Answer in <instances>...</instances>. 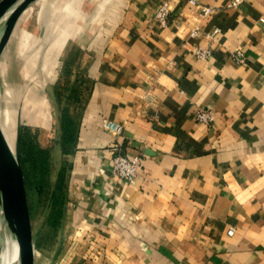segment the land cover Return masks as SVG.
Masks as SVG:
<instances>
[{
    "label": "crops",
    "instance_id": "1",
    "mask_svg": "<svg viewBox=\"0 0 264 264\" xmlns=\"http://www.w3.org/2000/svg\"><path fill=\"white\" fill-rule=\"evenodd\" d=\"M163 1L45 0L0 59L3 78L17 62L25 79L74 81L85 99L74 145L55 140L63 233L56 250L54 233L36 237V264H264V0H200L209 16L172 0L167 26L154 17ZM38 95L24 110L51 129L52 97ZM119 154L142 155L134 183L114 175ZM5 222L0 262L18 264Z\"/></svg>",
    "mask_w": 264,
    "mask_h": 264
},
{
    "label": "rangeland",
    "instance_id": "2",
    "mask_svg": "<svg viewBox=\"0 0 264 264\" xmlns=\"http://www.w3.org/2000/svg\"><path fill=\"white\" fill-rule=\"evenodd\" d=\"M37 2H39V0ZM35 3L31 5L33 6V13L30 19L31 24L32 20L36 19L38 12L40 11L41 3ZM29 16L30 10H26L21 16L22 21L20 22V19L18 21V24L19 22L21 23L18 30H20L22 35H24V33H22L23 29L21 28L23 26L25 27ZM4 23L5 21L0 23V39L2 30L4 31ZM42 33L43 32L41 31L39 36H41ZM13 54L15 58L16 53L13 52ZM26 57L27 56L23 57L25 61ZM21 65L22 64H18L17 62L4 65V67L7 69V76L3 78L0 75V122L2 126H4L6 123L8 124L9 130L5 136L14 150L16 148L17 129L20 126V137L22 134L25 138H27V136H32L34 144L38 148L51 151V165L48 178L44 177V166L38 165L37 167H34L31 161H27L24 165V173L26 178L33 232L40 240L48 234L54 233V245L56 250L58 248L60 236L63 233L62 225H60L59 222H62L64 219L63 216L65 204L63 193L57 189V177L63 165L60 161L61 157L59 156V153L55 151L56 149L54 144L55 140H57V138L59 139L61 122L65 119L78 120L80 118L85 99L82 101H76L75 97L77 94L74 91L76 88L74 81L66 83L64 80L58 79L56 82H54L53 86L50 87L48 86L49 81L45 82L43 79L40 81L37 79L30 80L22 77L19 74ZM56 68L58 69V67ZM39 70L42 75L45 76V73L42 72L43 69L40 68ZM44 76L41 77L43 78ZM29 89H34L41 96L47 94L48 97H52L50 110L53 127L51 129H43L42 127L37 126L35 123L29 121V118L33 116H35L37 119L39 118L35 112H26L24 110V101ZM2 218L3 217L0 216V222ZM5 223L2 227L3 234L6 232L5 228L7 225ZM38 244V247L42 245V243L40 244V241ZM3 246H6V242H3ZM0 264H3V261H1Z\"/></svg>",
    "mask_w": 264,
    "mask_h": 264
},
{
    "label": "water",
    "instance_id": "3",
    "mask_svg": "<svg viewBox=\"0 0 264 264\" xmlns=\"http://www.w3.org/2000/svg\"><path fill=\"white\" fill-rule=\"evenodd\" d=\"M38 0H0V22L6 18L0 40V59L22 14ZM21 127L17 129L15 150L0 122V206L7 230L18 246V264H36L35 240L26 178L20 151Z\"/></svg>",
    "mask_w": 264,
    "mask_h": 264
},
{
    "label": "built area",
    "instance_id": "4",
    "mask_svg": "<svg viewBox=\"0 0 264 264\" xmlns=\"http://www.w3.org/2000/svg\"><path fill=\"white\" fill-rule=\"evenodd\" d=\"M172 0H164L157 12L155 13V19L162 24L163 26H167L170 22V18H171V8H170V4H171ZM192 5H194L196 8H198L201 13L205 16H209L211 14L214 13L215 11V7L214 6H210V5H204L200 2V0H188ZM246 0H228L227 1V8H238L240 7ZM7 18V17H6ZM6 18H4L0 23L4 22L6 20ZM219 30H217L218 32ZM197 55L200 58H207L211 52L210 50H197ZM235 58L237 59V61L239 62H243L245 57L243 55V53L240 50H237L235 52ZM215 113L208 109V108H200L197 110V112L195 113V118L197 121L206 124V125H210L211 123L214 122L215 120ZM104 126L110 130V131H114L117 133H121L122 132V126L119 124H115L109 120L105 121ZM142 161V155H137L134 157H128L126 155H116L112 158V164H113V173L115 176L121 178V179H125L127 181H129L130 183H134L137 175H138V171L140 168V164ZM0 216L3 217V213L2 210L0 212ZM235 229L234 228H230L229 230V234L232 235L234 234Z\"/></svg>",
    "mask_w": 264,
    "mask_h": 264
},
{
    "label": "trees",
    "instance_id": "5",
    "mask_svg": "<svg viewBox=\"0 0 264 264\" xmlns=\"http://www.w3.org/2000/svg\"><path fill=\"white\" fill-rule=\"evenodd\" d=\"M76 136V123L73 119H65L61 122V129L59 134V144L63 147L70 148L74 145ZM20 151L23 167L27 161H31L34 167L38 165L44 166V177L48 178L51 165V151L38 148L34 144L32 136L20 137Z\"/></svg>",
    "mask_w": 264,
    "mask_h": 264
},
{
    "label": "bare ground",
    "instance_id": "6",
    "mask_svg": "<svg viewBox=\"0 0 264 264\" xmlns=\"http://www.w3.org/2000/svg\"><path fill=\"white\" fill-rule=\"evenodd\" d=\"M44 3H45V0H42L41 1V5L40 6H42V5H44ZM21 19V18H20ZM9 51V50H8ZM11 51H9V53H10ZM11 55V54H10ZM39 55V54H38ZM37 55V56H38ZM31 60V59H30ZM30 60H28V61H26V62H29ZM30 63V62H29ZM28 67V66H27ZM29 68V67H28ZM32 101H34L35 103L37 102V103H42V101H43V98L42 97H40L39 95H38V93L35 91V90H33V89H29V91L27 92V94H26V99H25V102H24V109H30V107H31V102ZM47 101V100H46ZM35 115V114H34ZM37 115V114H36ZM2 129H3V131H4V134L6 135V133H8V124L6 123V124H4V126H2ZM12 244H15V251H14V255L16 256V255H18V246H17V244H16V242H15V240H14V243H12V241L11 240H8L7 241V245H9V248H10V246L12 245ZM13 261H12V259H8V258H6L4 261H3V264H11Z\"/></svg>",
    "mask_w": 264,
    "mask_h": 264
}]
</instances>
